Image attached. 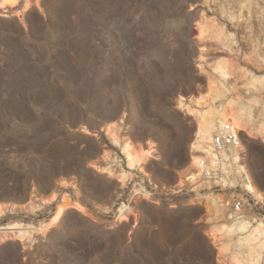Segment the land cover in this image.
<instances>
[{"label": "rangeland", "instance_id": "rangeland-1", "mask_svg": "<svg viewBox=\"0 0 264 264\" xmlns=\"http://www.w3.org/2000/svg\"><path fill=\"white\" fill-rule=\"evenodd\" d=\"M208 79L249 123L242 161L226 173L234 188L217 196L177 186L193 130L177 97ZM263 126L264 0L0 4V227L12 226L0 230V264H264L261 220L247 205L229 218L218 202L264 210L240 169L264 190ZM111 135L149 152L147 175ZM64 197L87 212L69 207L43 228ZM42 198L46 208H25Z\"/></svg>", "mask_w": 264, "mask_h": 264}, {"label": "bare ground", "instance_id": "bare-ground-1", "mask_svg": "<svg viewBox=\"0 0 264 264\" xmlns=\"http://www.w3.org/2000/svg\"><path fill=\"white\" fill-rule=\"evenodd\" d=\"M13 1L14 0H2L0 4H11ZM197 60L199 62V66L201 67L202 61L205 60V52L203 50H198ZM220 94L221 91L220 89H218L216 83L212 79H208L204 87H198L197 90L191 93L190 96L185 97L183 95H179L177 97V107L188 118L189 124L193 127L192 138L189 145V164L182 172L184 178L183 176L181 177L177 184L178 187L192 185L190 184L188 179L189 174L195 175L200 170V165L206 158L213 159L210 142L218 124L221 125L227 122L231 124L232 128L240 134L242 143L236 150L235 155H237L236 158L238 162L242 161L241 153L245 149L244 140L246 139L249 123L242 111V108L232 100L223 101V98ZM262 133L264 135V126L262 127ZM111 139L120 145L124 154L125 162L129 168H138L141 170V172L146 173L144 164L149 154L148 151H146L145 149H139L138 145L131 139L120 141L114 135H111ZM240 169L244 176V186L247 192L256 199L264 202V190H261L253 183L246 165L241 164ZM121 178L124 181L126 179V176L122 175ZM197 200L198 202H201L203 206H205L206 211L209 215H212L214 213L215 205L212 202L211 197H208V195H201L200 198H197ZM50 202L51 199L42 198L39 201L27 204L25 208L42 209L46 208L50 204ZM70 202L71 201L68 197H64L56 206L54 214L51 216L49 221L45 224H42V227H49L61 220L69 207H74L82 213L87 212L83 206L77 203ZM6 209L7 208L3 204H0V215L4 214ZM127 216L128 215L126 214L121 216L120 218L126 219ZM228 217L231 218L232 216L229 215ZM260 224L262 223L260 222L259 225ZM22 225L25 224L17 223L15 227L21 228L20 226ZM247 226L248 221H245L238 227V229L246 230ZM6 227L10 228L12 226L6 224L1 226L0 230ZM218 227L220 231H230L232 230L234 225L231 226L227 225L226 223H221L218 225ZM255 230L257 231L258 235L257 237L255 236L257 239H259L260 237H264V230H258V227L255 228ZM252 234L254 235V233Z\"/></svg>", "mask_w": 264, "mask_h": 264}, {"label": "built area", "instance_id": "built-area-1", "mask_svg": "<svg viewBox=\"0 0 264 264\" xmlns=\"http://www.w3.org/2000/svg\"><path fill=\"white\" fill-rule=\"evenodd\" d=\"M242 143V138L236 132L231 124L224 123L218 126L214 131L211 140V150L213 159L206 158L200 165V170L195 174H189V182L191 187L195 186V191L199 193L201 190L210 192V195H219L221 192L230 191L234 188L227 172L237 170L238 161L235 162L236 150ZM239 166V165H238ZM230 170V171H229ZM220 192V193H218ZM200 194V193H199ZM231 215L233 219L246 217V205L250 210L254 211L264 226V210H261L257 204H252L248 199L237 196L228 198L227 196L218 201Z\"/></svg>", "mask_w": 264, "mask_h": 264}, {"label": "water", "instance_id": "water-1", "mask_svg": "<svg viewBox=\"0 0 264 264\" xmlns=\"http://www.w3.org/2000/svg\"><path fill=\"white\" fill-rule=\"evenodd\" d=\"M4 200H8V198H0V202ZM215 264H218V263H215Z\"/></svg>", "mask_w": 264, "mask_h": 264}]
</instances>
